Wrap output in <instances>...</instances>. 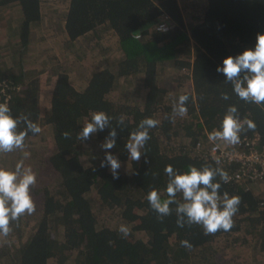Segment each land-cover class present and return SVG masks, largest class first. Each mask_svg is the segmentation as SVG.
Instances as JSON below:
<instances>
[{
    "label": "trees",
    "instance_id": "16d2710c",
    "mask_svg": "<svg viewBox=\"0 0 264 264\" xmlns=\"http://www.w3.org/2000/svg\"><path fill=\"white\" fill-rule=\"evenodd\" d=\"M68 1L62 27L69 42L94 35V42L101 43L103 36L111 34L122 59L113 69L94 71L82 90L72 86L65 72L52 73L49 113L42 121L41 99L46 91L24 59L34 30L42 23V0H0V8L16 9L14 24L12 20L4 28L10 35L0 36V42L3 38L5 43L13 42L12 66L7 69L0 62V103H7L14 117L27 116L41 127L39 134L29 133L26 141L41 139L43 128H48L52 137L48 162L61 178L60 190H44L33 225L23 221L25 225L14 226L12 222L11 234L19 240L6 254L19 264H215L226 238L237 235L245 248L251 241L262 245L264 195L249 190L246 182L223 183L216 178L220 194L239 196L241 204L230 231L209 235L200 225L178 227L176 205L170 206V216L161 219L147 195L155 189L167 199L164 169L168 165L180 174L191 166L219 167L228 174L235 169L193 151L196 144L207 142L211 131L221 129L231 105L237 107L241 120L256 124L255 130L245 126L241 135H259V147L264 149V104L240 100L234 84L216 71L228 56L254 50L257 34H264V0H207L201 14L191 6L189 24L177 0ZM165 20L170 29L158 30ZM189 42L194 45L192 62L186 59ZM4 49L1 42L0 61L7 52ZM182 78H188L187 84H176ZM122 81L128 90L137 86L144 93L140 103H126L127 86L119 91L124 97L113 99ZM178 87L181 92L176 97L174 88ZM222 93L229 99L223 100ZM181 95L189 96L185 101L188 113L182 118L173 112ZM98 111L110 117L109 124L86 140L78 139L91 114ZM145 118L159 124L148 129L151 139L135 161L126 146L131 134L142 130L139 125ZM24 127L22 123L21 130ZM113 130L115 145L104 149ZM64 132L70 137L66 139ZM180 137L190 140L191 150L179 142ZM108 153L121 165L116 170L118 179L113 178L110 165L100 167ZM176 199L183 202L181 194ZM121 225L130 229L126 238L119 232ZM25 227L30 230L23 239L19 232ZM185 240L192 245L190 249L182 246Z\"/></svg>",
    "mask_w": 264,
    "mask_h": 264
},
{
    "label": "clouds",
    "instance_id": "9594fccd",
    "mask_svg": "<svg viewBox=\"0 0 264 264\" xmlns=\"http://www.w3.org/2000/svg\"><path fill=\"white\" fill-rule=\"evenodd\" d=\"M217 72L223 73L227 81L234 84L233 91L240 100L264 104V34H257L254 50L247 49L235 57L228 56L223 60V66L217 67ZM243 74V75H242ZM221 98L228 100L227 93H222ZM188 95L179 97V104L173 108V112L179 117H185L188 109L185 101ZM238 109L235 105L228 107L222 120L221 129L213 130L208 134L210 142H223L227 145L235 146L241 143V134L246 129L255 130L256 124L252 120L238 116ZM124 117L121 116L120 122ZM110 117L103 111L91 114V121L84 124L82 132L77 136L80 140H86L90 134L103 130L109 124ZM175 122V119L172 120ZM25 127L21 130L20 125ZM159 121L152 118H145L140 122V131L133 132L127 149L130 158L139 161L141 149L151 139L148 129L156 128ZM246 126V129H245ZM41 127L31 121L27 116L12 115L7 103H0V154H8L17 150L23 151L25 141L29 133L39 134ZM112 139L106 140L102 145L104 149H112L115 145L116 132L110 134ZM63 136L70 137L68 132ZM29 153L24 152L25 158ZM146 163L148 161H145ZM218 165L219 158H215ZM111 166L114 179L119 178L117 169L120 168L119 161L108 153L100 167ZM168 176L166 187L167 199H162V194L157 190H152L147 195V200L151 208L157 212L161 219L170 216L173 212L171 205H176L177 226L183 228L186 224L200 225L205 235L216 234L218 231H230L234 227V216L239 211L241 198L233 195L229 197L227 192L220 194L221 183L217 182V177L223 183L231 180L229 174L222 168L205 165L201 168L191 166L183 174L174 170L172 165L164 169ZM37 184L36 173L30 168L25 167L23 161L17 163L14 170L0 168V238H6L12 232V222H18L21 217L33 215L37 206L31 195V188ZM177 194L182 195L183 202L176 199ZM119 232L126 238L130 234V229L121 225ZM182 246L191 248L192 245L187 241H181Z\"/></svg>",
    "mask_w": 264,
    "mask_h": 264
},
{
    "label": "rangeland",
    "instance_id": "374dc122",
    "mask_svg": "<svg viewBox=\"0 0 264 264\" xmlns=\"http://www.w3.org/2000/svg\"><path fill=\"white\" fill-rule=\"evenodd\" d=\"M177 1L187 24H189V18L193 15L191 6L199 8L198 14H201L200 8L207 6V0ZM68 6V0H42V23L39 29L36 28L34 30V39L28 48L30 51L27 53L28 56L24 57L27 64L32 68L31 72L38 74V77L41 79L42 91H46V94L41 99L44 111L42 113V121L44 119L47 120L49 113V102L53 87V81H51L52 73L56 71L65 72L69 75L72 86L77 90H82L94 71L101 68L113 69L122 59L121 51L116 44V37L111 34L103 36V30L99 32L103 36V40L105 39L101 43L94 42L96 40V36L94 35L80 38L75 42H69L62 27ZM15 10V8L10 9L9 6L7 8H0L1 37L3 35H6V37L10 35L6 34L4 28L11 25L12 20L14 24L16 19ZM4 39L1 42H3V47L5 48L4 51L7 50V52L0 62H5L2 66L9 69L12 66L13 60L9 50L13 48V42L9 41L5 43ZM188 46L186 59L192 62L194 52L193 42H189ZM186 75H190V72L188 71ZM182 79L184 80L183 82L179 81L176 84H187L186 80L188 78ZM126 86V81H122L118 93H115L116 96L113 98L115 101H117L118 97H124L123 94H119V91L125 90ZM128 89L127 86V104L132 105L136 102L140 103L143 100L144 93L137 86L130 90ZM180 92L181 88H174L176 97L177 93ZM175 102H177V99H175ZM43 129L45 132L41 136V139L25 141L23 151L17 150L8 154H0V168L14 170L17 163L23 161L24 166L30 167L37 176V184L31 188V195L36 203L37 210L33 215H25L18 222H13L14 226L25 225L26 223L22 224L23 221H27V223L33 225V221L38 215V210L42 206L44 190L49 189L54 193L61 188V178L52 170L48 162L52 152L51 133L49 130L47 131V127ZM179 142L191 150L192 143L190 140L180 137ZM24 152L29 153L27 158H25ZM248 189L264 195V181L249 185ZM25 228L24 232H19L23 239L28 234V230H30V227ZM18 237L16 234L10 233L8 237L0 238V264H19L10 258L12 254H6L8 249L14 250V245L19 240ZM215 264H264V243L261 245L260 242L253 243L251 241L249 246L245 248L237 235L226 238L225 247L217 255Z\"/></svg>",
    "mask_w": 264,
    "mask_h": 264
},
{
    "label": "built area",
    "instance_id": "2783aa9c",
    "mask_svg": "<svg viewBox=\"0 0 264 264\" xmlns=\"http://www.w3.org/2000/svg\"><path fill=\"white\" fill-rule=\"evenodd\" d=\"M158 30L167 31L170 25L167 20L159 24ZM260 136H242L241 143L235 146L223 142L198 143L193 151L210 157L215 161L219 158L221 164L235 166L229 173L231 183L252 185L264 180V149L259 147ZM229 182V183H230ZM249 188V187H248Z\"/></svg>",
    "mask_w": 264,
    "mask_h": 264
}]
</instances>
